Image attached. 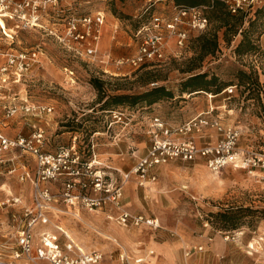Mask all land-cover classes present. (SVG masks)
<instances>
[{
  "label": "rangeland",
  "instance_id": "374dc122",
  "mask_svg": "<svg viewBox=\"0 0 264 264\" xmlns=\"http://www.w3.org/2000/svg\"><path fill=\"white\" fill-rule=\"evenodd\" d=\"M175 5L176 0H47L38 26L27 27V23L17 17L0 18V47L3 50L0 53V121L5 134L11 138L30 136L34 126H42L45 151L55 152L62 145L75 143L85 159L91 157L93 143L98 160L106 165L98 167L117 178L131 170L132 165L124 167V164L135 160V152L143 154L150 145L148 125L156 115L175 127L211 105H225L216 109L219 113L213 112L214 117L219 116L225 127H240L243 146L264 145V0L244 11L247 16L241 33L239 30L235 34L226 27L217 29L219 22L210 17L205 31L193 27L187 29L189 34L184 47H179L176 38L171 37L166 46L165 61L140 68L126 62L125 59L138 50L136 31L144 19L151 12L170 17L175 12ZM194 7L201 8L206 17L211 16L207 5ZM99 11L104 13L105 21L96 57L76 53L73 49H83L84 45L65 38L69 19ZM215 29L219 33L216 51L199 62L200 67L186 71L190 60L200 51V39L210 37ZM245 32L252 38L254 48L243 54L237 47ZM135 46V53L130 55ZM38 49L41 51L37 58L30 59L31 52ZM121 49L126 51L121 54ZM7 51L18 57L26 53L28 67L21 58L8 64ZM119 60L124 62L119 63ZM147 71L159 79L143 85L138 78ZM243 71L249 75L244 82ZM194 73H206L207 79H214L215 84L210 85L208 91H182L184 81ZM96 77L104 81L101 90L92 82ZM232 84H237V90L231 97L223 91L216 93L217 87ZM157 85L172 90L174 98L152 105L106 106L105 101L113 95L139 93ZM26 99L53 109L50 113L34 116L19 108L13 116L6 117L7 107L21 106ZM117 111L124 112L131 122L128 125L114 123L109 128ZM213 132L217 133V139L221 136L212 127L193 131L188 136L195 137L201 144L213 141ZM4 159L5 163L0 162V243L11 240L15 226L21 224L24 207L32 201L33 187L30 182L20 179V173L23 163L29 168L35 163L31 153L22 149L7 151ZM115 159L122 164L116 163ZM10 165L18 166V170L9 173ZM157 171V179L148 183V187L139 185L135 174L132 175L124 185L123 204L134 212L156 215L163 226L159 230L121 226L107 218L105 212L110 207H106V211H90L82 205L73 208V212H81L82 217L93 221L97 227L115 234L123 245L119 247L110 241L111 248L107 251L112 252L109 256L92 245V249L103 252V259L98 264H130L121 258L122 250H128L132 256L153 251L146 264H182L187 258L185 250L200 244L205 248L197 255L199 264H264V182L257 181L253 174L243 169L226 167L214 172L201 158L193 161L174 159L158 166ZM240 209L242 211L236 215L240 223L238 228L220 226L216 213ZM72 215L65 214L56 221L62 223L63 218ZM69 225L84 233L93 232L94 243H97V237L100 241H109L82 220L73 219ZM45 228L56 231L49 226H39L37 230ZM118 231L130 234L134 246L125 242ZM228 232H233L234 236L226 240Z\"/></svg>",
  "mask_w": 264,
  "mask_h": 264
},
{
  "label": "built area",
  "instance_id": "2783aa9c",
  "mask_svg": "<svg viewBox=\"0 0 264 264\" xmlns=\"http://www.w3.org/2000/svg\"><path fill=\"white\" fill-rule=\"evenodd\" d=\"M223 1L233 14H238L253 8L259 0ZM46 3L47 0H0V18L17 17L26 22L27 27L38 26L41 11L45 9ZM174 10L170 17L151 12L136 31L138 50L135 55L125 59L126 62L136 68L163 62L167 58L166 46L171 37L176 38L179 47H184L189 34L187 29L193 27L205 31L209 26V18L203 15L199 7L175 5ZM104 21L105 15L100 11L94 15L73 16L69 19V30L65 38L78 44L83 43V49H73L76 53L84 52L96 57ZM242 31L243 28H240V33ZM9 51L8 64L14 63L16 58H21L28 67L29 57L26 53H21L18 57ZM40 51L38 49L31 52L30 59H36ZM2 52L0 47V53ZM236 90L237 84H232L222 93L231 97ZM19 108L34 116L50 113L53 109L49 105L32 104L26 99L21 106L14 104L7 107L6 117L13 116ZM215 110V107H211L175 127L161 116H153L147 131L150 136L147 152L120 178L106 173L105 168L98 167L106 165L98 160L93 143L91 157L88 159L84 158L75 143L62 145L57 151L48 152L44 150L45 129L42 126H34V132L30 136L19 135L11 138L5 134L3 122L0 121V162L5 163L4 153L13 149L31 153L35 162L31 168L25 163L21 165L20 179L31 183L33 198L31 203L24 207L21 224L15 226L11 240L0 243V264H98L103 259V253L96 249L83 251L62 229V223L56 221L61 220L65 214H73V208L76 209L79 205L90 211L105 210L107 206H111L119 211V214L110 213L107 215L108 219L123 226L147 225L159 228L161 223L157 218L132 213L124 208V185L135 174L139 184L147 186L157 179L152 170L174 159L193 161L202 158L214 172L226 167L243 169L253 174L257 181L264 182V145L243 146L240 143V127H225L219 116H213ZM113 117L115 121H111L109 128L114 123L128 125L131 122L121 111L115 112ZM206 127L215 128L221 135L216 142L200 144L195 137L188 136L189 133L200 132ZM8 168L9 173L18 170L16 165H10ZM7 201L9 202V199ZM39 226H49L57 232L48 228L37 230ZM231 236H234V233L228 232L225 239H230ZM211 240L209 237V241ZM204 248L203 245L196 247L198 251H203ZM186 255H190L189 250ZM121 258L132 264L125 252L121 253Z\"/></svg>",
  "mask_w": 264,
  "mask_h": 264
},
{
  "label": "trees",
  "instance_id": "16d2710c",
  "mask_svg": "<svg viewBox=\"0 0 264 264\" xmlns=\"http://www.w3.org/2000/svg\"><path fill=\"white\" fill-rule=\"evenodd\" d=\"M176 3L177 5L186 7H194L203 4L207 5L209 11L211 12V16L207 15V17H211L212 19H215L219 22L217 29L220 30L221 28L226 27L229 30H234L235 34L240 30L247 16V13L245 12L233 14L223 0H176ZM257 12L260 13L262 10H258ZM217 29L214 30V33H212L210 37L205 36L200 39V51L190 60V66L186 71H194L200 67L199 62H201L207 55L216 51L219 42V33ZM239 42L240 43L237 47V51L239 53L244 54L254 48V43L248 32H245L243 39ZM241 74L243 82L249 78V75H247L246 72L243 71ZM154 75L155 74L147 71L139 76L138 81L143 85H147L152 80L159 79V77H155ZM92 82L99 90H101L104 86V81L99 77L94 78ZM213 84H215L214 79H207L206 73H194L184 81V88L182 91H187V89H192L190 91H208L207 88ZM225 88L217 87L216 93L218 94L222 92ZM174 96L175 95L172 90L168 89L164 85H157L152 88H147L139 93H122L113 95L111 98L106 100L105 103L106 106L115 104H127L129 106H135L140 103L152 105L163 99L174 98ZM239 211L242 210H226L224 212L216 213V217L219 219L221 224L220 226L226 229L238 228L240 223L237 221L236 215Z\"/></svg>",
  "mask_w": 264,
  "mask_h": 264
},
{
  "label": "bare ground",
  "instance_id": "6f19581e",
  "mask_svg": "<svg viewBox=\"0 0 264 264\" xmlns=\"http://www.w3.org/2000/svg\"><path fill=\"white\" fill-rule=\"evenodd\" d=\"M203 93H207V92L203 91ZM207 94L210 95V96L208 95L209 97H214L213 94H210V93H207ZM73 216L81 219L85 223V225H88L90 228H92V230L94 232H96L100 236H103V238H105V239H107L109 241L103 242V241H100L99 237H97V243H94L93 242V238H96V236L94 237V233L93 232L84 233L81 229H78V228H76L74 226L69 225V223L72 222V220L74 218ZM62 229L68 234V236L71 239H73V241L83 251H88V250L92 249L91 246L93 245V246H96V247L102 249L103 251H105L106 254H108V256H109L110 253L112 252V251H109V252L107 251L108 248H111L110 241L117 242V243L122 245V243L120 242V240L117 238V236L115 234H113L109 230H106V228L101 229V228L97 227L96 225L93 224V221L82 217V215H80V213H78V211H75L73 213L72 217H69V218L66 219V225L63 224L62 225ZM121 229H123V228H121ZM118 234L125 239V242H127V243H129V244L134 246L135 241L132 240L130 234H128L125 231H118ZM256 241H258V239H256ZM251 246L255 247V243L251 242Z\"/></svg>",
  "mask_w": 264,
  "mask_h": 264
},
{
  "label": "crops",
  "instance_id": "0c3cea01",
  "mask_svg": "<svg viewBox=\"0 0 264 264\" xmlns=\"http://www.w3.org/2000/svg\"><path fill=\"white\" fill-rule=\"evenodd\" d=\"M126 50L125 49H121V50H119V52L122 54L123 52H125ZM135 51H136V46H135V49L132 51V53L131 52H129V54L130 55H133V53H135ZM221 106V108L222 107H224L225 105H220ZM220 106H214L216 109H218V108H220ZM210 107H213L212 105L211 106H209L208 108H206V109H204L203 111H201L200 113H202V112H205V111H207L208 109H210ZM217 111V110H216ZM215 111V112H216ZM220 111H217V113H219ZM213 116H214V114H213ZM211 136H212V140L213 141H210L209 140V142H216L218 139H217V133L216 132H213L212 134H211ZM147 148L148 147H146V151L143 153V154H139V153H137L138 151H136L135 152V154L133 155L134 157H135V160L133 159V160H129V162H127L126 164H124V167H131V165H132V167H131V169L136 165V163L138 162V160H139V158L141 157V156H143V155H145V153L147 152ZM200 159V158H199ZM202 159V158H201ZM113 160V159H112ZM197 160V159H196ZM204 160V159H203ZM116 163H118V164H122L121 163V161L120 160H117V159H115L114 160ZM169 163V162H168ZM204 163H205V160H204ZM167 164V163H166ZM206 164V163H205ZM164 165V164H163ZM152 173H155L156 175H157V177H158V171H157V167H155L153 170H152ZM136 177V176H135ZM136 179H137V177H136ZM138 180V179H137ZM151 183V182H150ZM140 185V184H139ZM148 187V186H147ZM146 188V187H145ZM148 190V189H147ZM125 190H124V200H125ZM123 200V201H124ZM108 207H110L109 208V210H107L108 212H105V213H107V215L108 214H110V213H114V214H119V211H117L116 209H114L113 207H111V206H107V208ZM124 208L126 209V210H128V211H130V212H132V213H137V214H144V215H146V216H151V217H154V218H157L158 220H159V222L161 223V221H160V219L156 216V215H152V214H148V213H141V212H134V211H132L131 209H129L127 206H126V204H124ZM103 211H106V208H105V210H103ZM80 215H82V213L80 212ZM74 218L73 219H76V220H81V219H79V218H77V217H75V216H73ZM68 217H65V218H63V220H62V224H64V225H66V223H65V221L64 220H66ZM108 218V217H107ZM110 220V219H109ZM115 223H117V222H115ZM117 224H119V223H117ZM120 225V224H119ZM121 226H123V225H121ZM125 227H128V226H125ZM131 227H146V228H149V229H152V230H159V229H161L163 226H162V223H161V226L159 227V228H153V227H150V226H147V225H141V226H131ZM116 244H117V246H119V247H121L122 245L121 244H119V243H117V242H115ZM209 243V242H208ZM200 245H203L204 247H205V245L204 244H200ZM197 246H199V245H194V246H192V247H190V248H188V249H186L185 250V256L187 257V258H185V260H184V262L182 263V264H188V263H193V264H199L197 261H196V258H197V255L200 253V251H198L197 249H196V247ZM94 249H96V248H94ZM94 249H90V250H94ZM96 250H99L98 248L96 249ZM190 251V255H186V252L187 251ZM99 251H101V250H99ZM102 252V251H101ZM123 252H125L127 255H128V258H129V261L132 263V264H146L147 263V261H148V257L149 256H151L152 254H154V252L153 251H150V253H146V254H143V253H139V254H136V255H134V256H132V255H130V253H129V251L128 250H122V252L121 253H123ZM103 253V252H102ZM137 260H140V262H137Z\"/></svg>",
  "mask_w": 264,
  "mask_h": 264
}]
</instances>
